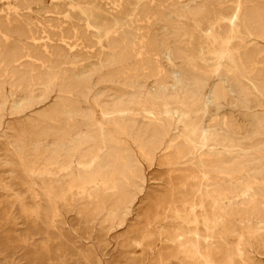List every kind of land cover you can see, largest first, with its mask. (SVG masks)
Wrapping results in <instances>:
<instances>
[{"label": "rangeland", "instance_id": "374dc122", "mask_svg": "<svg viewBox=\"0 0 264 264\" xmlns=\"http://www.w3.org/2000/svg\"><path fill=\"white\" fill-rule=\"evenodd\" d=\"M200 1L0 0V264H201L193 245L203 231L195 236L188 224L174 235L185 224L172 210L180 203H169L201 186L180 154L192 125L204 131L206 152L245 144L257 153L235 179L218 173L208 185L221 198L214 264H264V90L237 55L264 52V28L226 47L223 97L206 100L202 89L194 102L175 67L208 76L220 51L207 36L214 16L191 10ZM146 6L162 12L148 26L131 22ZM122 32L155 38L160 71L107 75L121 67L109 37ZM66 76L83 84L69 86ZM153 115L164 138L149 150ZM93 128L108 139L97 149L85 138ZM246 184L258 212L227 193Z\"/></svg>", "mask_w": 264, "mask_h": 264}, {"label": "bare ground", "instance_id": "6f19581e", "mask_svg": "<svg viewBox=\"0 0 264 264\" xmlns=\"http://www.w3.org/2000/svg\"><path fill=\"white\" fill-rule=\"evenodd\" d=\"M191 10L202 19H206L209 15L214 16V26L210 29L207 36L210 42L217 43L220 47L218 61L212 73L208 76H203L201 71H196L192 64H182L177 68L175 67V71H178L186 80L189 99L194 102L201 99V90L206 89L208 91L207 96H205L206 100H219L224 95L221 79L227 73L222 60L224 55H226V47L231 45L234 40H237V43L241 42L245 35L261 36L262 28H264V0H201ZM155 12L159 14L162 10L147 6L143 7L138 13L137 18L131 20V22L143 20L148 26L151 21V15ZM184 29L183 23L177 30ZM139 35L144 37L142 34ZM109 38L111 49L115 50V63L121 67L118 70L109 71L108 76L122 73L131 77L138 75L142 71H147L148 73L160 71L159 57L154 48L155 38L141 39V41L136 42L123 32L113 34ZM178 49H182L186 53L183 48ZM6 51L8 58H15L18 55L16 46L10 47ZM178 51L174 53L176 58H183ZM237 55L240 62L253 72L252 79L257 80L259 88L264 90V52L249 48L243 53L237 52ZM232 57L231 55L230 58ZM65 79L69 86L80 87L83 84L82 77L66 76ZM241 86V89H245L246 85ZM74 111L66 112V119L73 117ZM154 117L153 115L150 118L152 130L146 135L144 140L145 148L149 150H154L163 144L164 138L162 126ZM194 127L192 125L189 129L184 141L186 143L183 144V150L180 154L182 156L189 154L188 157L193 164V170L190 172V175L194 178H199L201 186L193 190L192 195L187 198L172 193L169 203H180V209L178 208L179 206H175L172 210L175 216L180 218L182 224H185V227H177L174 230V235H181L183 228H188L189 230L188 224L190 225L189 233L195 236H199L198 233L203 231L205 235L204 242L201 245L196 240L193 245V255L200 259L201 264H214L216 260L215 255L220 252V249L214 244V232L220 227L217 209L220 207L219 200L221 198L219 190L211 189L208 183L218 173L226 175L230 181L235 179L241 171L242 161L246 160L249 163H254L257 160V153H255L252 147H248L245 144L237 147L224 146L222 150L214 149L206 152L205 133L202 130L197 132ZM56 135L59 138L64 136L61 129L56 130ZM105 136L103 132H99L93 128L85 138L91 148L97 149L100 142L108 140ZM118 152H121L120 149ZM209 155L212 158H209ZM204 183H207V185L205 186ZM227 193H232L234 197L240 199L242 203L241 210L249 212L259 211L257 193L254 191L253 185L246 184L241 187L231 188ZM225 195L226 193H224ZM53 210H55L54 207Z\"/></svg>", "mask_w": 264, "mask_h": 264}]
</instances>
